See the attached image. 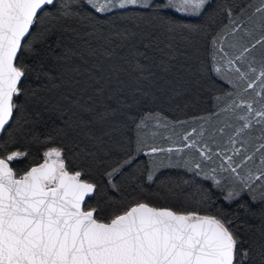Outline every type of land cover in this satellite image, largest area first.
<instances>
[{"label":"snow or ice","instance_id":"obj_1","mask_svg":"<svg viewBox=\"0 0 264 264\" xmlns=\"http://www.w3.org/2000/svg\"><path fill=\"white\" fill-rule=\"evenodd\" d=\"M136 10L142 11L141 19L147 13L167 25L163 38L143 33L148 41L144 47L168 57L159 67L174 76L163 88L179 82L185 91L200 81L191 78L187 46L175 45L173 33L191 26L169 22L168 14L207 15L209 23L223 15L227 22L208 37L211 67L201 66L202 74L215 73L235 89L213 97L219 111L176 122L203 121L182 133L173 126L172 135L159 131L170 125L159 112L130 116L132 136L99 140L93 149L81 151L75 168L64 147L51 145L55 137L35 139L45 145L36 157L17 146L9 129L21 110L20 98L37 95L40 89L32 88V83L46 81L43 89L61 86L46 70V60L55 56L58 63L67 61L69 51L57 56L49 38L57 32L62 37L79 35L77 25L86 21L91 24L100 17ZM95 31L93 25L91 34ZM136 35L127 29L115 33L123 40ZM136 56L147 58L139 51ZM133 70L139 73L138 80L151 81L154 75L139 59ZM69 82L78 83L74 77ZM109 115L115 116L116 110L97 113L100 119ZM61 133L63 129L57 134ZM141 155L147 158L141 175L149 185L158 172L170 168L211 182L197 188L196 203L204 211L150 204L138 198L144 192L139 182L133 186L138 195L131 201L122 198L102 207V185L122 192L126 171ZM94 173L100 182L91 178ZM214 190L219 201L213 199ZM244 196L253 205L264 204V0L224 6L217 0H0V264H264V211L258 228L227 211ZM106 210L107 217L102 215Z\"/></svg>","mask_w":264,"mask_h":264},{"label":"trees","instance_id":"obj_2","mask_svg":"<svg viewBox=\"0 0 264 264\" xmlns=\"http://www.w3.org/2000/svg\"><path fill=\"white\" fill-rule=\"evenodd\" d=\"M233 2H241V0H217V4L221 6ZM141 14V10L110 14L92 21L91 24L86 21L84 26L77 25L79 35L64 34L62 37L61 33L57 32L49 38L48 42L57 56L65 50L69 51L67 61L61 60L58 63L55 56L46 60V70L58 77L55 83L61 86L58 88L49 86V89H43L41 85L46 81L32 83V88L40 89L37 95L33 97L29 94L20 98L21 110L16 113V121L9 129L18 141L17 146L28 149L31 157H36L39 154L38 150L42 152L45 145L35 143V139L39 137L41 140H46L49 136L55 137L51 145L64 147L71 166L75 168L81 163V160L77 159L81 151L93 149L99 140L102 139L107 143L111 140H125L132 136L130 116L145 111L159 112L170 122L168 130L159 131L164 135H172L173 126L176 132L182 133L185 129L191 130V127L203 121L196 120L195 123L183 125L176 122L192 121L194 118L219 111L214 107L213 97L222 96L235 89L220 80L215 73L202 74L201 66L211 67L208 37L219 31L227 22L223 15H215L214 22L209 23L207 15L196 18L168 14L169 22L191 26V28L178 27L173 33L175 45L187 46L190 54L187 63L191 67V78L200 81L198 86L185 91L179 82L172 84L170 88H163L164 82L171 80L174 73L165 74L161 71L159 65L161 62H167L168 57L164 52L154 48L146 49L144 44L148 41L143 37V33L155 32L163 38L167 35L165 31L167 25L160 20H152L147 13H143L144 18L141 19L139 18ZM93 25L96 29L95 34H91ZM126 29L137 35L127 40L115 36V33ZM137 51L146 53L147 58L137 57ZM136 59L154 74L151 81L138 80L139 73L133 70ZM73 68H78L79 71H71ZM72 77L78 83H70ZM138 87L141 90L137 92L135 89ZM176 92L181 94L176 95ZM144 93H148V96ZM134 101L142 103L137 104ZM127 105L133 106L129 108ZM109 108L116 110L115 116L109 115L106 119L97 116V113H104ZM65 121L71 127H67ZM59 129H63L60 135L57 134ZM161 142L165 146L169 143ZM146 159L141 155L132 168L126 171L127 179L123 184L122 192L113 193L102 185L101 196L105 198L102 207L107 209L110 201L119 203L122 198H125V203L131 201L133 196L138 195L133 191V186L139 182L144 192L139 194L138 198L150 204L181 211H204L196 203L199 199L197 188L200 186L207 188L211 182L193 177L184 169L170 168L158 172L154 183L149 185L141 175L145 172ZM14 166L24 167L22 164ZM91 178L101 181L97 173ZM185 181L189 183L186 184ZM101 196L96 199L99 200ZM213 199L219 201V192L214 190ZM91 203L95 204L96 201L93 200ZM241 203L245 208L239 206ZM109 211L106 210L102 215L107 217ZM227 211L237 212L241 220L246 221L253 228H258L264 204L253 205L248 197L244 196L239 203L227 207ZM252 213L256 215L253 216Z\"/></svg>","mask_w":264,"mask_h":264},{"label":"rangeland","instance_id":"obj_3","mask_svg":"<svg viewBox=\"0 0 264 264\" xmlns=\"http://www.w3.org/2000/svg\"><path fill=\"white\" fill-rule=\"evenodd\" d=\"M241 35H242V34H241ZM247 39H248V38L245 37V40H247ZM229 51H231V50H229ZM257 67H259V66L257 65ZM245 70H246V66H245ZM220 119H221V120L225 119L224 115H221ZM214 122H215V118H214ZM257 159H258V158H257ZM249 166H250V167L252 166V162H249Z\"/></svg>","mask_w":264,"mask_h":264}]
</instances>
